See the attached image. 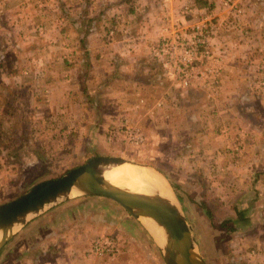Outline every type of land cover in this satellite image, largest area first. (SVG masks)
Here are the masks:
<instances>
[{"label": "rangeland", "instance_id": "374dc122", "mask_svg": "<svg viewBox=\"0 0 264 264\" xmlns=\"http://www.w3.org/2000/svg\"><path fill=\"white\" fill-rule=\"evenodd\" d=\"M55 2L57 1L52 0L51 5L54 4V7L58 8ZM162 7L161 15L168 11V19L170 16H177L179 22L184 18L186 23L179 28L188 31H192L189 24L204 19L208 28L205 42L211 47V58H215L221 67V80L213 84L215 89L212 96L208 94L206 85L194 83L182 88L178 84L172 86L167 78H164L159 88H149L148 99H145L144 105L151 108L149 113L145 116L144 107H141L135 110L132 116L129 115L128 120L126 119L128 124H134L133 122L136 121L140 124L145 139L139 143L126 140L109 141L106 133L102 134L100 129L96 133L97 139L93 141L92 129L97 126L95 120L98 116L92 114L90 109L86 113L77 99L79 96L75 93L73 96L66 95L62 105L66 115L61 116L62 118L59 113L52 112L53 116L45 117L42 107H38L39 112L31 109L27 90L15 87V84L10 82L11 79L8 80L14 70H18V67H14V54L18 51L16 43L19 41L13 40V36L5 32L3 43L0 45V71L5 73V85L0 86V203L17 197L40 180L61 175L91 155L121 156L131 162L155 167L164 176L169 187H171L169 183L172 184L178 199L176 203L191 227L200 254L208 264H264V251L261 252L264 247H257V242L250 239L252 229H245L250 232L244 235L245 230H241L240 224L245 223L246 220H238L240 221L238 222L237 213L232 208L241 198L239 195L241 192L236 191L238 183L235 177L219 167L217 159L216 162L214 161L216 156L211 149L214 145L207 143L212 142L213 135H221L227 140L226 148L222 152L230 158L239 157V152L243 149L240 144L241 135L237 130L238 123L237 128L234 125L237 120L233 119V115L229 112L219 114L217 109L218 105L221 107L219 109L224 107L221 102L225 107L231 103L232 107L237 108L236 99L231 102L226 98L229 94L236 98L238 88L247 91L248 87V90L255 95L264 94V0H212L206 4L203 0H177L175 5L169 6L170 8L164 5ZM183 10H187V13L179 17L177 13L181 15ZM68 17L72 18L69 13ZM140 17L144 18L143 15ZM107 21L110 20L101 21L102 26ZM256 30L260 33L259 39L256 37ZM220 44L227 45L228 50L232 52L231 60H237L239 64L244 63L242 75L247 74L250 79L252 78L251 80L245 83L229 81L226 82L229 84L223 87L222 77L226 72L231 74L229 68H232V73L237 72L238 69L231 65L226 67L225 60L229 52H224L225 54L221 52L219 48L223 47ZM243 49L246 51V57L244 60L238 59ZM248 52H252L253 56ZM152 58L160 63L157 58ZM34 85L35 92L41 94L40 98L45 96L44 100L41 98L39 104L49 105L51 99L47 98L49 91L41 89V85ZM219 94L226 100L212 103L211 101L219 98ZM157 101L161 103L157 104ZM75 103H80L76 113L64 109H75L73 107ZM49 107L47 110H52ZM38 121L36 127L34 123ZM58 121L61 123L67 121L68 124V129L66 128L68 131H65L66 139L63 137L62 143L57 133L53 135L47 130L53 123H60ZM42 136L47 141H43ZM231 170L236 172L234 168ZM222 174H226L228 178L227 189L223 188ZM91 196L93 195L78 194L59 203L67 201L73 204ZM101 198L115 202L109 197ZM123 210L137 220L134 223L140 228L144 238L139 237L141 235L139 232L135 233L134 238H128L132 228L124 225L118 230L119 237L113 231L97 232L85 241V245L88 246L89 242L98 235L108 234L117 240L119 251L126 249L129 253L130 264H160L161 252L153 236L140 219ZM11 238L0 250V264H12ZM53 252L56 255L59 253L58 250ZM70 252L73 253L74 250L69 248L65 251L67 254ZM84 252L87 253L86 249ZM118 253L114 257L102 256L110 257L105 258L110 260L102 264H113ZM91 256L94 255L89 257ZM92 259L90 258V264H94ZM125 261L127 262L126 259ZM32 262L29 264H36L34 260ZM81 264H89V261L88 263L82 261ZM163 264H165L164 260Z\"/></svg>", "mask_w": 264, "mask_h": 264}, {"label": "crops", "instance_id": "0c3cea01", "mask_svg": "<svg viewBox=\"0 0 264 264\" xmlns=\"http://www.w3.org/2000/svg\"><path fill=\"white\" fill-rule=\"evenodd\" d=\"M51 1L0 0V45L5 32L10 33L13 40L19 41L16 43L18 51L15 50L13 63L18 70H14L8 80L11 79L15 87L27 90L32 105L30 108L39 112L38 107H42L45 117L59 113L62 118L66 115L62 109L66 95L73 96L75 93L80 97L77 99L84 111L88 113L90 109L92 114L98 116L95 120L97 126L95 130L92 129L93 141L97 139L98 129L102 134L106 133V124L118 122L122 118L128 120V116L141 107H144L146 116L151 110L147 108L148 105L144 106L145 99H148L147 91L149 88H159L165 78L160 65L152 58L149 44L160 35L163 24L160 9L163 5H175L177 0H56L58 8L54 4L52 6ZM211 1L203 0L205 4ZM68 13L72 18L68 17ZM103 20H110L116 28L113 37L107 41L102 28ZM259 34L256 30L257 38ZM220 46L223 47L219 48L221 52H229L225 57L226 67L231 65L238 69L232 73V68H229L231 74L226 72L222 77L223 87L229 81L245 83L251 80L247 74L242 75L244 63L239 64L237 60L235 63L231 60L232 52L227 45ZM239 54L238 59L244 60L246 51L243 49ZM248 54L253 56L252 52ZM0 74V86H3L5 73L0 71ZM34 84L49 91L47 98L51 99L47 106L52 105L49 107L52 110L48 111L47 106L39 104L45 96L40 98L41 94L35 92ZM219 95L211 102L226 99L238 101L237 108L228 102L226 107L221 102L224 106L222 109H219L221 107L218 104L215 105H218L219 114L229 112L237 120L234 125L237 128L238 123L243 149L239 157L230 158L222 152L227 140L221 135H213L212 142L207 143L214 145L211 147L216 156L214 161L217 159L219 167L235 177L238 183L236 191L241 192V198L232 208L236 213H241V217L237 215V221L246 220L240 224L241 230L252 229L250 239L257 242V247H264V94L255 95L247 87V91L238 88L236 98L232 94L226 99ZM80 103H75V109H64L76 113ZM160 103L157 101V104ZM66 122L53 123L47 129L53 135L57 133L61 143L63 137L66 139L65 131H68ZM133 123L140 125L137 121ZM34 124L38 127L39 121ZM44 140L47 141L43 137ZM223 176V188L227 189L228 178L226 174ZM101 197L106 196L93 195L73 204L67 201L57 203L27 220L12 235V264H29L33 260L36 264H81L82 261H89L90 264V258H93L91 261L94 264H102L110 260L105 258L110 257H89L84 252L87 247L85 241L95 233L113 231L118 236V230L126 225L132 228L128 238H134L138 232L141 234L139 237L144 238L134 223L137 220L115 202ZM250 210L252 212H248ZM249 232L245 230L244 235ZM69 248L74 252L65 253ZM54 250L59 251L58 255L54 254ZM114 259L113 264L131 263L126 249L119 251ZM159 263L163 264L162 254H159Z\"/></svg>", "mask_w": 264, "mask_h": 264}, {"label": "water", "instance_id": "95a60500", "mask_svg": "<svg viewBox=\"0 0 264 264\" xmlns=\"http://www.w3.org/2000/svg\"><path fill=\"white\" fill-rule=\"evenodd\" d=\"M126 161L128 160L116 155H91L61 175L40 180L17 197L1 202L0 250L27 220L62 200L78 194H89L111 198L140 219L144 227L146 226L141 216L155 220L163 229L164 242L159 244L155 241L165 264H208L200 254L191 227L176 202L158 191L140 192L105 178L106 167ZM169 184L178 200L172 184ZM73 190L76 192H72ZM146 229L148 230L147 227Z\"/></svg>", "mask_w": 264, "mask_h": 264}, {"label": "built area", "instance_id": "2783aa9c", "mask_svg": "<svg viewBox=\"0 0 264 264\" xmlns=\"http://www.w3.org/2000/svg\"><path fill=\"white\" fill-rule=\"evenodd\" d=\"M189 11V10H188ZM187 10H183L181 15ZM162 16L163 25L159 37L149 44L150 53L160 61L165 78L172 84H178L186 88L194 83L206 85L208 94L213 95L215 86L221 80V67L215 58H211V47L205 42L208 36V28L203 20L189 24L192 31L179 28L186 23L184 18L177 21L178 17L167 18L168 11ZM104 36L110 40L115 33V24L107 21L102 26ZM207 34V35H206ZM121 120L109 124L106 129V137L109 141L126 140L139 143L145 139L139 125L128 124ZM117 240L108 234H101L93 238L86 251L88 255L102 257L105 255L114 257L119 252Z\"/></svg>", "mask_w": 264, "mask_h": 264}, {"label": "bare ground", "instance_id": "6f19581e", "mask_svg": "<svg viewBox=\"0 0 264 264\" xmlns=\"http://www.w3.org/2000/svg\"><path fill=\"white\" fill-rule=\"evenodd\" d=\"M104 176L112 183L123 185L140 192L158 191L160 194L176 202L175 195L161 172L150 165L131 161L108 166L104 169ZM76 192V191H72ZM73 194V193H72ZM143 223L159 244L164 242L162 227L150 217L141 216Z\"/></svg>", "mask_w": 264, "mask_h": 264}, {"label": "trees", "instance_id": "16d2710c", "mask_svg": "<svg viewBox=\"0 0 264 264\" xmlns=\"http://www.w3.org/2000/svg\"><path fill=\"white\" fill-rule=\"evenodd\" d=\"M197 1H201V0H197ZM237 215H239L241 217L240 211H237Z\"/></svg>", "mask_w": 264, "mask_h": 264}]
</instances>
